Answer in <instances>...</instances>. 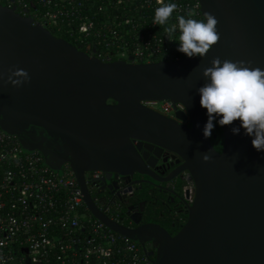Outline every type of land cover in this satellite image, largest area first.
<instances>
[{
	"label": "water",
	"instance_id": "1",
	"mask_svg": "<svg viewBox=\"0 0 264 264\" xmlns=\"http://www.w3.org/2000/svg\"><path fill=\"white\" fill-rule=\"evenodd\" d=\"M196 1L201 18L216 19L217 42L204 57L152 62L101 60L53 35L28 9L0 3V130L23 152L40 153L50 170L67 165L88 212L137 243L152 264H264V151L253 149L243 129L230 132L238 121L218 125L217 151L202 136L207 117L196 91L214 57L264 69V0ZM15 69L27 82H10ZM150 101L179 103L184 112L166 116L145 105ZM162 151L177 157L166 178L154 170ZM93 171L107 180L138 175L155 182L186 172L192 200L177 197L184 222L170 234L159 223H140L141 207L130 216L135 227L122 225L90 196L85 174Z\"/></svg>",
	"mask_w": 264,
	"mask_h": 264
},
{
	"label": "built area",
	"instance_id": "2",
	"mask_svg": "<svg viewBox=\"0 0 264 264\" xmlns=\"http://www.w3.org/2000/svg\"><path fill=\"white\" fill-rule=\"evenodd\" d=\"M37 1L41 9L31 13L37 21L57 32L64 27L76 42L95 43L101 60L109 61L111 54L132 62L167 60L170 49L177 48L164 29L158 33L153 14L144 13L166 0H116L98 7L92 0ZM172 1L177 7L169 25L177 15L201 17L196 0ZM98 14L101 19L95 20ZM181 57L185 55L177 51L173 59ZM145 105L170 117L184 112L181 104L169 101ZM185 190L189 203L192 183ZM0 264H152V259L88 212L67 165L60 173L50 170L40 153L23 152L15 137L0 130Z\"/></svg>",
	"mask_w": 264,
	"mask_h": 264
},
{
	"label": "clouds",
	"instance_id": "3",
	"mask_svg": "<svg viewBox=\"0 0 264 264\" xmlns=\"http://www.w3.org/2000/svg\"><path fill=\"white\" fill-rule=\"evenodd\" d=\"M175 3H162L153 10L154 25L165 26L164 32L169 41H175L176 50L186 57H204L210 47L218 40L216 19L204 13L201 19L175 17L176 23L169 25L170 16L176 10ZM178 33V35H177ZM201 74L206 82L197 88L198 104L206 110V121L201 128L202 136L208 138L216 125H230L238 121L229 130L235 135L243 129L250 137L254 150L264 151V69L251 66L243 60L229 61L214 57L210 66L204 67ZM16 79H12V77ZM10 82L19 86L27 82L24 70H10ZM207 161V155L201 156Z\"/></svg>",
	"mask_w": 264,
	"mask_h": 264
},
{
	"label": "flooded vegetation",
	"instance_id": "4",
	"mask_svg": "<svg viewBox=\"0 0 264 264\" xmlns=\"http://www.w3.org/2000/svg\"><path fill=\"white\" fill-rule=\"evenodd\" d=\"M0 2L2 4L9 3L7 0H0ZM91 52L93 51H90V53ZM172 157V154L168 151H162L160 156L157 157L158 160L154 166V170L157 173L162 174L163 178L169 177L171 170L176 166L175 160L177 157ZM155 160L156 158H151L152 163H155ZM86 179L88 180L89 194L95 205L101 210L106 209L107 205L113 206V208H118L119 213L121 214L118 221L129 228L135 227L134 220L131 219L130 216L140 211L141 207L142 216L140 223L147 222V200L138 198L136 195V191L142 187V184H145V187L147 188L149 187L148 189L152 192V195L150 196L151 199H153L152 204H155L157 200L160 201V204H166L168 202L166 201V198L169 197V201L173 202L172 207L178 208L176 211L178 213H185V205L184 202L179 201L177 197H183L187 202L186 198L188 193L186 192L185 187L191 184V180L186 172L180 173L178 178H172L166 182H155L147 176L138 175H134L132 178L113 175L110 180H107L104 176L92 177L91 172L87 173ZM140 179L145 181L138 182L137 180ZM110 185L111 188L109 187ZM177 186H179V188ZM127 189L129 190L126 191L125 199L123 198V195L124 190ZM161 195H163L164 199L161 198ZM162 215L163 213H159V216ZM147 250H152L151 246L148 244Z\"/></svg>",
	"mask_w": 264,
	"mask_h": 264
},
{
	"label": "trees",
	"instance_id": "5",
	"mask_svg": "<svg viewBox=\"0 0 264 264\" xmlns=\"http://www.w3.org/2000/svg\"><path fill=\"white\" fill-rule=\"evenodd\" d=\"M92 1L94 3L93 6L98 7L100 5L105 6L108 4H114L116 0H92ZM166 1H168L167 3H174L172 0H166ZM9 3H5V5H8V6L16 5L18 12H21L22 9H28L29 13L33 12L35 14V12H37L41 9L40 8L41 5H39L37 0H14L13 3H10V4ZM123 5H124V3H121V4H119V7L121 8ZM154 9L144 8V13L148 14V15H152ZM35 17H37V16L35 15L34 18ZM100 19H101V15L100 14L96 15L95 20H100ZM197 19H201V17H199ZM47 28L49 29V31L53 35L67 40L72 45H74L77 49L87 50V48H89L88 51L89 52L93 51L91 53L94 54L95 56H97L96 46H95L96 44L92 43L90 40L82 41V42L81 41L76 42L73 40V38H71V36H69L68 33L65 32L64 27L60 28V31H58V32L55 28H50L48 26H47ZM163 29H164V26H159L158 33L161 34ZM97 47L99 48V46H97ZM176 55H177V50H176V48L172 47L170 49V56H168L166 58H167V60H170V59H173ZM116 59H119V58H117L116 56L114 57L113 54H111V57L109 60H116ZM122 59L125 61L132 62L130 57L122 58ZM213 123H214V127L211 130L210 140H211V144L213 145V147L217 151H219L221 148V143H222V134H221V131H220V128L218 127V125L215 124V120L213 121ZM141 186L142 187L136 191V195L138 198L147 200L146 213H147L148 218L146 219V221H153V222L159 223L162 226H164L170 234H174L178 230L179 226L185 220V218H186L185 213L176 212L178 208L172 207L173 202L169 201L170 200L169 197L166 198V201H168L166 204L165 203L160 204L159 200H157V202L155 204H152L153 199H151V197H150L152 195V192L148 189L149 187L148 188L145 187V184H142ZM177 187L179 188V186H177ZM161 198L164 199L163 195H161ZM114 208H113V206L107 205L106 209H104V212L107 215L112 216L113 218L119 220L118 218L121 216V214L119 213L118 208H115V209ZM159 213H163V215L159 216ZM149 258H152V257H149Z\"/></svg>",
	"mask_w": 264,
	"mask_h": 264
}]
</instances>
